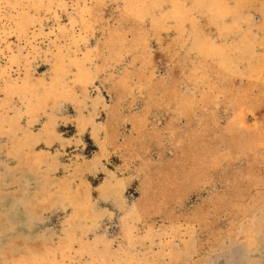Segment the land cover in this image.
<instances>
[{
    "label": "rangeland",
    "instance_id": "1",
    "mask_svg": "<svg viewBox=\"0 0 264 264\" xmlns=\"http://www.w3.org/2000/svg\"><path fill=\"white\" fill-rule=\"evenodd\" d=\"M0 264H264V0H0Z\"/></svg>",
    "mask_w": 264,
    "mask_h": 264
}]
</instances>
